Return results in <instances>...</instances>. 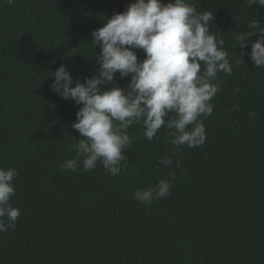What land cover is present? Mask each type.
<instances>
[{"label":"trees","instance_id":"trees-1","mask_svg":"<svg viewBox=\"0 0 264 264\" xmlns=\"http://www.w3.org/2000/svg\"><path fill=\"white\" fill-rule=\"evenodd\" d=\"M133 2L0 0V168L19 172L12 200L22 213L0 233V264H264V67L243 54L259 33L247 49L233 39L251 21L264 29L262 6L190 0L215 16L210 32L233 67L214 81L202 146L173 156L167 129L150 143L139 123L119 175L61 169L76 155L80 106L55 94L47 74L61 65L80 82L97 74L91 34ZM116 82L124 88L130 77ZM165 156L171 168L158 163ZM173 172L171 195L149 207L134 199Z\"/></svg>","mask_w":264,"mask_h":264},{"label":"clouds","instance_id":"clouds-1","mask_svg":"<svg viewBox=\"0 0 264 264\" xmlns=\"http://www.w3.org/2000/svg\"><path fill=\"white\" fill-rule=\"evenodd\" d=\"M13 2L7 0L9 5ZM248 3L264 7V0ZM214 19L211 12H198L190 0H169L167 4L135 0L93 30L90 43L100 49L95 55L97 74L80 82L73 79L67 65L49 71L51 90L80 106L77 122L72 124L81 136L72 146L76 155L61 163V169L88 172L102 166L106 173L119 175L127 160L125 150L131 149L129 129L139 123L150 143L162 128L167 129L173 156L182 146H202L206 142L204 120L213 114L212 100L220 90L214 82L217 74L233 75L224 40L210 32ZM248 29L233 39L239 49H247L248 37L259 33L251 42V52L243 54L256 67H264V29H258L256 21L249 22ZM137 50L144 52L143 60ZM117 73L122 79L130 77L126 87L118 86ZM158 163L171 168L174 161L165 156ZM175 163L179 166L180 161ZM18 176L16 168H0V233L14 229L22 215L12 200ZM170 176L136 190L134 199L149 207L171 195L175 173Z\"/></svg>","mask_w":264,"mask_h":264}]
</instances>
